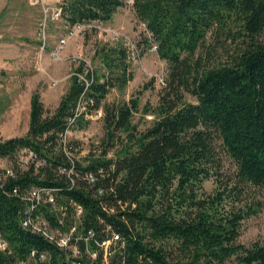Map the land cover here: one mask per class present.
<instances>
[{
    "label": "trees",
    "instance_id": "1",
    "mask_svg": "<svg viewBox=\"0 0 264 264\" xmlns=\"http://www.w3.org/2000/svg\"><path fill=\"white\" fill-rule=\"evenodd\" d=\"M127 4L146 31L137 57L155 44L167 63L165 91L147 109L154 117L137 129L136 96L106 101L111 87L131 77L122 42L98 49L106 71L80 61L51 112L34 91L26 133L0 139V157L14 171L5 175L0 167V264L85 262L88 247L98 248L99 264L97 240L115 233L109 264H264V241H238L242 221L261 208L254 191L264 186V0H64L61 18L68 25L108 22ZM213 31L235 45L227 61L195 56ZM100 108L103 148L77 159L62 135L84 127L86 114ZM22 148L33 151V161L21 162ZM221 152L232 174L223 171ZM209 178L215 187L207 192ZM33 187L49 190L54 202L31 201ZM74 203L82 207L78 217ZM27 206L61 233L75 225L68 245L24 226Z\"/></svg>",
    "mask_w": 264,
    "mask_h": 264
},
{
    "label": "rangeland",
    "instance_id": "2",
    "mask_svg": "<svg viewBox=\"0 0 264 264\" xmlns=\"http://www.w3.org/2000/svg\"><path fill=\"white\" fill-rule=\"evenodd\" d=\"M58 0H0V139L23 135L28 129L30 97L38 91L45 112L57 106L61 96L71 84V76L80 61L91 69L106 71L98 49L104 45L122 42L131 52L146 34L144 25L134 16L129 4L119 7L110 21L100 29H85L72 35L64 44L60 57L53 55L59 38L65 35L68 24L61 17L51 18V7ZM142 45H139L141 47ZM235 50L234 43L224 34L209 32L206 43L195 56L202 55L209 63L227 61ZM136 53V52H135ZM129 59V58H128ZM167 63L157 52L147 49L130 62L131 77L120 88L109 89L106 101H124L138 98V109L133 113L132 123L137 129L148 126L154 114L147 109L155 107L165 88L160 83ZM187 101H195L184 93ZM103 111L89 112L84 127L74 128L67 134L72 142V155L84 158L90 151L98 153L103 148ZM124 133H122V137ZM118 139L108 150L112 156L118 148ZM223 157V171L232 174L233 163ZM11 165L8 158L0 157V167ZM215 187L213 178L204 181L210 192ZM255 196L261 201L260 210L242 221L238 241L245 245L255 240L264 241V186L256 188ZM225 264H236L234 258Z\"/></svg>",
    "mask_w": 264,
    "mask_h": 264
},
{
    "label": "built area",
    "instance_id": "3",
    "mask_svg": "<svg viewBox=\"0 0 264 264\" xmlns=\"http://www.w3.org/2000/svg\"><path fill=\"white\" fill-rule=\"evenodd\" d=\"M59 4L55 7H51L50 10V16L51 18H58L61 17V3L64 0H58ZM130 1V0H127ZM103 21L102 20H92V21H81V22H76L72 25H68L67 26V31L65 33V35L61 36L59 38L58 41V45L54 48V51L52 52L53 55L55 57H60V52L62 50V48L64 47V44L68 41V39L76 34L77 32H82L85 29H93V30H98L100 29V25H103ZM152 51H156V45L152 44L149 48ZM130 59L132 61L136 60V53L133 50L131 52V55H129ZM80 78H84L83 75H80ZM160 83L161 85L164 84V75H162L160 77ZM84 108L83 102L78 103L77 106V110L80 112L82 109ZM89 115L86 114V118ZM73 120V119H72ZM71 131L70 128L66 129L65 132L63 133V140L66 141L67 139V133ZM20 160L22 163H28L34 160V153L33 151H31L28 148H22L20 150ZM5 170V175H14V171L11 167L6 166L4 167ZM90 178L91 174L88 175ZM28 197L31 201H47L50 203L54 202V196L53 194L49 191L46 190L45 188H39V187H33L30 189V192L28 193ZM75 204V203H74ZM32 207L31 206H27L26 210L24 211V218L22 219V224L24 226H27L28 228L32 229L33 231H38L41 232L43 235L47 236L48 238L55 240L60 246H67L68 245V240L70 238V236H72V232L75 229V225H73L69 231H65V232H60L56 229L50 228L48 225V221L40 214H34L31 215L30 211H31ZM75 211H76V216L78 217L80 215V213L82 212V207L80 205L75 204ZM94 235V233L91 230H88V237H92ZM88 237H86L85 239H88ZM119 235L118 234H113L111 235V237L106 238V239H100L97 240V244L98 247L100 249H102L103 252V256L102 259L100 261L99 264H109L108 260H109V252H110V247L112 245V243H116V240H118ZM0 246L4 247L5 246V242L3 240H0ZM88 251V255H89V260L88 261H75L74 264H97L96 260L98 258V248H91L88 247L87 249ZM72 253H73V257H81L80 251L78 248L76 247H72ZM40 257H43V254H40Z\"/></svg>",
    "mask_w": 264,
    "mask_h": 264
}]
</instances>
